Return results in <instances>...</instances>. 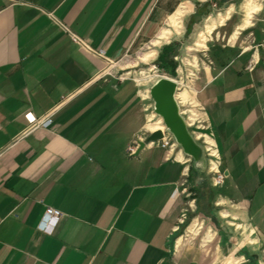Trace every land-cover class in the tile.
<instances>
[{
	"label": "crops",
	"instance_id": "1",
	"mask_svg": "<svg viewBox=\"0 0 264 264\" xmlns=\"http://www.w3.org/2000/svg\"><path fill=\"white\" fill-rule=\"evenodd\" d=\"M197 31L177 69L196 70L190 128L219 152L202 173L179 145L135 154L164 125L158 78L131 75L139 50ZM0 264H264V0H0Z\"/></svg>",
	"mask_w": 264,
	"mask_h": 264
},
{
	"label": "water",
	"instance_id": "2",
	"mask_svg": "<svg viewBox=\"0 0 264 264\" xmlns=\"http://www.w3.org/2000/svg\"><path fill=\"white\" fill-rule=\"evenodd\" d=\"M179 83L169 75H161L149 88L154 113L161 117L163 129H156L143 141H139L136 155L147 143L161 140L165 134H171L183 152L192 160V169L202 173L207 165L204 145L197 140L189 127L187 118L178 100Z\"/></svg>",
	"mask_w": 264,
	"mask_h": 264
},
{
	"label": "rangeland",
	"instance_id": "3",
	"mask_svg": "<svg viewBox=\"0 0 264 264\" xmlns=\"http://www.w3.org/2000/svg\"><path fill=\"white\" fill-rule=\"evenodd\" d=\"M187 36L188 35H185V39L175 40L171 44L161 46L159 55L156 51L158 47L154 46L153 44L145 46L143 49L139 50V52L133 56L134 59H131L133 62L138 61L139 63L134 68L135 72H133L131 75H134L138 78H143L148 84L159 78L160 75L166 74L172 76L173 78L178 76L177 79H179L182 84L179 90V94L181 96V99L185 103L184 108L186 114L191 118V120L195 119V122L199 117V114L195 110L194 106L189 102L190 94L187 90V84L188 78L190 77V75L194 76L196 70L177 68L179 64L183 62L184 56H186L187 54L193 56L189 57L192 60L194 59V56L199 54V50L201 49V47H204L203 44H205L206 36L205 34L200 35V32L198 31L196 34L189 35L188 37ZM183 42H186L185 44L192 48L183 49V46L181 45V43ZM125 71H123V73ZM170 72H173V74H171ZM159 118L160 117L155 114L152 117L150 123L154 126Z\"/></svg>",
	"mask_w": 264,
	"mask_h": 264
},
{
	"label": "built area",
	"instance_id": "4",
	"mask_svg": "<svg viewBox=\"0 0 264 264\" xmlns=\"http://www.w3.org/2000/svg\"><path fill=\"white\" fill-rule=\"evenodd\" d=\"M62 25H63L64 29L70 34L73 41L77 42L78 44H80L81 46L86 48L88 51L94 52V49L92 47H90L87 44V42L81 36H79L77 33L72 31L68 26H66L64 24H62ZM176 80L178 81L179 86H180L181 81L177 78H176ZM185 116L187 118L189 127H191L194 120H191V118L187 114H185ZM28 117H29V121H30L29 129H33L34 127L49 126L53 120L52 119V113H48L44 117H35L33 114L30 113V114H28ZM163 130H165V128ZM193 133H194V131H193ZM194 135L197 138V140L202 141L201 143L205 147L206 156L209 157V159L218 161L220 159L218 148L213 142H211V140L207 139L206 134L200 135V133H199L197 135L196 133H194ZM157 142H159L162 147H170L171 148V147L178 146L174 137L171 134H165V136ZM129 152L130 153L135 152V146H130ZM224 177L225 176H224L223 172L218 171L216 183L221 184L224 181ZM184 192L188 196L193 195V193L190 192L187 187L184 188ZM194 202H195V199L192 198L190 200V206L191 207H193ZM62 215H63V213L60 209L48 206L46 208V211H45L40 223H39V228L45 232L52 233L54 231V229L56 228V226L58 225L59 220L62 217ZM186 218H187V209H185V211L182 214V220L185 221ZM203 222H204L203 220H197L196 224H195V226H196L195 228L200 229L203 225Z\"/></svg>",
	"mask_w": 264,
	"mask_h": 264
},
{
	"label": "bare ground",
	"instance_id": "5",
	"mask_svg": "<svg viewBox=\"0 0 264 264\" xmlns=\"http://www.w3.org/2000/svg\"><path fill=\"white\" fill-rule=\"evenodd\" d=\"M161 118V117H160ZM162 119V118H161ZM162 122H163V120H162ZM163 125H164V123H163ZM159 129H161V128H159ZM196 224V222L194 223V225Z\"/></svg>",
	"mask_w": 264,
	"mask_h": 264
},
{
	"label": "trees",
	"instance_id": "6",
	"mask_svg": "<svg viewBox=\"0 0 264 264\" xmlns=\"http://www.w3.org/2000/svg\"><path fill=\"white\" fill-rule=\"evenodd\" d=\"M171 74H173V72H170Z\"/></svg>",
	"mask_w": 264,
	"mask_h": 264
}]
</instances>
